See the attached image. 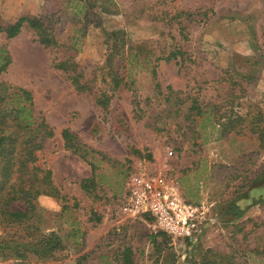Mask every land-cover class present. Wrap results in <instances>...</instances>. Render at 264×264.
Segmentation results:
<instances>
[{
  "label": "rangeland",
  "instance_id": "rangeland-1",
  "mask_svg": "<svg viewBox=\"0 0 264 264\" xmlns=\"http://www.w3.org/2000/svg\"><path fill=\"white\" fill-rule=\"evenodd\" d=\"M20 17L38 18L55 46L25 25L0 33V82L29 91L51 129L36 164L65 200L39 195L28 220L0 222V264H120L123 247L133 264H264V0H0V25ZM65 59L88 91L53 68ZM118 65L121 84L108 91ZM63 129L94 152L87 191L90 168L62 148ZM137 171L207 205L199 235L171 241L120 213Z\"/></svg>",
  "mask_w": 264,
  "mask_h": 264
},
{
  "label": "trees",
  "instance_id": "trees-1",
  "mask_svg": "<svg viewBox=\"0 0 264 264\" xmlns=\"http://www.w3.org/2000/svg\"><path fill=\"white\" fill-rule=\"evenodd\" d=\"M23 25L33 32L37 43L42 47L55 46L50 30L36 17H20L10 24L0 25V33L4 35L5 39H11L19 33ZM116 35H118L117 32H110L106 33L104 37L106 42H110L109 47L112 50L117 47L114 43ZM262 44L264 47V36ZM2 55L4 56L2 57ZM0 58L1 74L9 64L6 53L1 49ZM164 60H167V57ZM53 68L66 76L70 86L75 91H88L85 83L80 81L81 74L76 71V66L70 59L54 63ZM118 69L119 65L114 69H109L106 73L108 80L105 85L108 91L117 89L121 84L122 78L118 75ZM105 92H100L95 97L96 105L103 111L109 101V96ZM59 136L62 148L77 155L84 162H86L85 154L87 152L89 154L94 153L92 150L86 149L77 137L67 129L61 130ZM51 137V129L45 124L39 112H34L30 92L0 82V222L20 224L28 220L29 215L34 210L33 201L39 195L52 197L61 202L65 200L59 190L52 186L50 172L36 164L38 154L42 150V143ZM86 164L90 168V177L80 181L79 187L83 191H87L93 182L94 164L90 162H86ZM16 201L23 202L26 205V211L11 210L10 204ZM157 234L165 236L160 232ZM52 241L53 243L51 241L49 243L51 249H48L44 255L48 254L52 248L59 246L56 237ZM119 257L120 264H133L132 253L128 247L122 248ZM20 258H24V256Z\"/></svg>",
  "mask_w": 264,
  "mask_h": 264
},
{
  "label": "built area",
  "instance_id": "built-area-1",
  "mask_svg": "<svg viewBox=\"0 0 264 264\" xmlns=\"http://www.w3.org/2000/svg\"><path fill=\"white\" fill-rule=\"evenodd\" d=\"M207 205L190 206L175 187L159 175L146 171L131 174L124 183L120 213L145 223L169 240H191L200 233Z\"/></svg>",
  "mask_w": 264,
  "mask_h": 264
}]
</instances>
